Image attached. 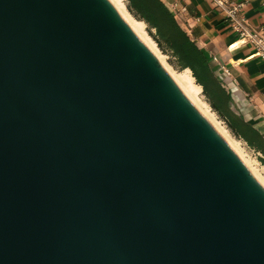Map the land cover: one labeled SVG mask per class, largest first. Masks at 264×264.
I'll list each match as a JSON object with an SVG mask.
<instances>
[{
    "label": "water",
    "instance_id": "water-1",
    "mask_svg": "<svg viewBox=\"0 0 264 264\" xmlns=\"http://www.w3.org/2000/svg\"><path fill=\"white\" fill-rule=\"evenodd\" d=\"M0 264H264V187L109 0H0Z\"/></svg>",
    "mask_w": 264,
    "mask_h": 264
},
{
    "label": "crops",
    "instance_id": "crops-1",
    "mask_svg": "<svg viewBox=\"0 0 264 264\" xmlns=\"http://www.w3.org/2000/svg\"><path fill=\"white\" fill-rule=\"evenodd\" d=\"M163 1L209 58L212 71L232 97V110L264 134V60L254 55L250 44L235 42L236 33L211 0ZM236 1L244 3L251 26L264 32V0ZM220 64L231 75H224Z\"/></svg>",
    "mask_w": 264,
    "mask_h": 264
},
{
    "label": "trees",
    "instance_id": "trees-1",
    "mask_svg": "<svg viewBox=\"0 0 264 264\" xmlns=\"http://www.w3.org/2000/svg\"><path fill=\"white\" fill-rule=\"evenodd\" d=\"M137 13L154 27L159 28L161 35L168 41L173 55L183 69L190 68L197 83L212 101L213 106L223 112L232 127L253 145H258L264 164V134L253 124L245 121L242 115L232 110V97L223 87L219 78L210 66L209 58L197 45L190 34L181 26L174 12L163 0H130ZM163 22L169 26L170 33H163Z\"/></svg>",
    "mask_w": 264,
    "mask_h": 264
},
{
    "label": "rangeland",
    "instance_id": "rangeland-1",
    "mask_svg": "<svg viewBox=\"0 0 264 264\" xmlns=\"http://www.w3.org/2000/svg\"><path fill=\"white\" fill-rule=\"evenodd\" d=\"M126 11L135 19L146 22L145 33L147 43L150 41L155 45L156 50L159 54L164 57V65L165 69L169 68V71L180 72L183 70L181 65L179 64L177 58L173 55V51L168 43V41L161 35L159 28L154 27L150 23H148L145 19H143L137 11L131 6L130 0H125ZM175 14L177 12H174ZM128 14V15H129ZM122 15V14H121ZM163 33L169 34L170 29L166 22H163ZM141 38V37H140ZM144 41V39H142ZM144 43L147 45V43ZM148 46V45H147ZM150 49V48H149ZM151 50V49H150ZM152 51V50H151ZM154 53V51H152ZM156 53H154L155 55ZM158 58V56L156 55ZM159 60V58H158ZM160 61V60H159ZM161 63V62H160ZM162 64V63H161ZM162 64V66L164 67ZM168 71V69H167ZM169 73V72H168ZM186 93V92H185ZM188 95V94H187ZM190 97V96H189ZM192 102L196 105V107L209 119V121L218 129V131L224 136V138L228 141V143L232 146V148L238 153V155L242 158L244 163L247 165L249 170H252V167L260 169L262 173H264V164L261 160L263 154L259 149L258 145H253L244 137V135L240 134L235 128L232 127L231 121L226 118L223 112H220L216 109L207 93L204 91L201 95V101L192 99ZM206 102L209 106L206 109L203 105ZM206 109V110H204ZM212 120H210V118ZM240 148L239 150L235 148V144ZM234 144V145H233ZM252 167H251V166ZM251 173L256 177V175L251 171Z\"/></svg>",
    "mask_w": 264,
    "mask_h": 264
},
{
    "label": "built area",
    "instance_id": "built-area-1",
    "mask_svg": "<svg viewBox=\"0 0 264 264\" xmlns=\"http://www.w3.org/2000/svg\"><path fill=\"white\" fill-rule=\"evenodd\" d=\"M211 1L223 14L231 30L236 33L237 39L235 42H241L240 46L250 44L254 55L264 60V32L251 26L244 12V3L236 0ZM213 60L218 61L217 57H214ZM220 66L224 75H231L229 68L223 64H220Z\"/></svg>",
    "mask_w": 264,
    "mask_h": 264
},
{
    "label": "bare ground",
    "instance_id": "bare-ground-1",
    "mask_svg": "<svg viewBox=\"0 0 264 264\" xmlns=\"http://www.w3.org/2000/svg\"><path fill=\"white\" fill-rule=\"evenodd\" d=\"M109 1L120 12V14H122L124 19L127 21V23L130 25V27L133 29V31L139 37H141V39H144V41L147 40L146 39L147 36H146V33H145L146 22L140 21V20H137V19L133 18L126 11L125 0H109ZM147 45L152 51H154V53H156L155 55L158 56L160 62L164 65V57H162L159 54V52L155 48V45L152 42H150V41L147 43ZM164 68H166L165 65H164ZM167 69H168V72H169L170 76L179 85V87L184 91V93L186 92L185 94L186 95L188 94L187 95L188 97L190 96L192 99L201 101L200 99H201V95L203 93V86L200 85L199 83H197L196 78L194 77L193 72H192V70L190 68H185V69L181 70L180 72L179 71L178 72H173V71H169L170 70L169 68H167ZM204 103H205V104H203V105H205L204 107L206 109H208L209 108L208 104L206 102H204ZM206 109H204V110H206ZM210 120H212V119L210 118ZM237 145L235 144L234 146H235L236 149L239 150L240 148ZM260 169L252 167L251 171L256 175L257 180L264 187V173H262L260 171Z\"/></svg>",
    "mask_w": 264,
    "mask_h": 264
}]
</instances>
